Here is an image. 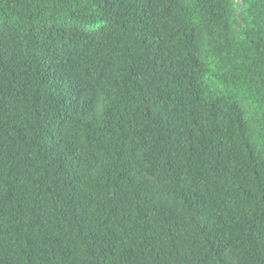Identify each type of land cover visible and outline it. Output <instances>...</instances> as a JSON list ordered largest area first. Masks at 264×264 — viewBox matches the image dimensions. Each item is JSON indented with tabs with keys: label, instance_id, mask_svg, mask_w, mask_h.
Wrapping results in <instances>:
<instances>
[{
	"label": "trees",
	"instance_id": "trees-1",
	"mask_svg": "<svg viewBox=\"0 0 264 264\" xmlns=\"http://www.w3.org/2000/svg\"><path fill=\"white\" fill-rule=\"evenodd\" d=\"M0 264H264V0H0Z\"/></svg>",
	"mask_w": 264,
	"mask_h": 264
}]
</instances>
